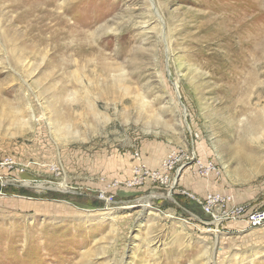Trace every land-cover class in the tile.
Masks as SVG:
<instances>
[{"label": "rangeland", "instance_id": "rangeland-1", "mask_svg": "<svg viewBox=\"0 0 264 264\" xmlns=\"http://www.w3.org/2000/svg\"><path fill=\"white\" fill-rule=\"evenodd\" d=\"M34 2L0 0V264H264L189 197L264 203V0Z\"/></svg>", "mask_w": 264, "mask_h": 264}, {"label": "built area", "instance_id": "built-area-1", "mask_svg": "<svg viewBox=\"0 0 264 264\" xmlns=\"http://www.w3.org/2000/svg\"><path fill=\"white\" fill-rule=\"evenodd\" d=\"M134 155L138 160L134 168L138 177L128 184L141 183L144 178L148 177L154 182L167 185L171 181L173 167L181 160L180 155L176 151H172L162 159L158 170L151 171L144 163L140 162L138 153ZM193 159L197 174L206 178L220 175V170L213 160L196 159L194 154ZM15 167L16 164L12 158L1 161L0 179L7 177V173L10 174ZM189 197L200 206L202 214L206 217V220H202L203 224H207L216 231H219L220 227L228 221H242L248 227L264 226V204L254 206L250 203L240 202L233 192L208 190L202 196L190 194Z\"/></svg>", "mask_w": 264, "mask_h": 264}, {"label": "bare ground", "instance_id": "bare-ground-1", "mask_svg": "<svg viewBox=\"0 0 264 264\" xmlns=\"http://www.w3.org/2000/svg\"><path fill=\"white\" fill-rule=\"evenodd\" d=\"M32 1H35L37 3H40V2H44V6L47 7L48 5L51 4V0H32ZM34 2V3H35ZM33 3V2H32ZM40 9V8H39ZM43 11H46L45 9ZM66 11V9H64L63 13ZM58 16L61 17V13H58ZM62 185V184H61ZM145 204H143V206H146V200H144Z\"/></svg>", "mask_w": 264, "mask_h": 264}, {"label": "water", "instance_id": "water-1", "mask_svg": "<svg viewBox=\"0 0 264 264\" xmlns=\"http://www.w3.org/2000/svg\"><path fill=\"white\" fill-rule=\"evenodd\" d=\"M179 175V172L177 173V176Z\"/></svg>", "mask_w": 264, "mask_h": 264}, {"label": "crops", "instance_id": "crops-1", "mask_svg": "<svg viewBox=\"0 0 264 264\" xmlns=\"http://www.w3.org/2000/svg\"><path fill=\"white\" fill-rule=\"evenodd\" d=\"M204 193H205V192H204ZM204 193H203V194H204ZM262 204H264V203H262ZM262 204H261V205H262Z\"/></svg>", "mask_w": 264, "mask_h": 264}]
</instances>
